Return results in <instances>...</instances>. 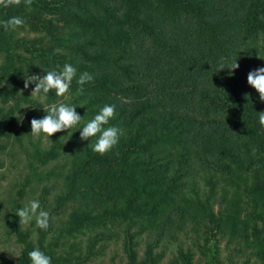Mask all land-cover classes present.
<instances>
[{
	"label": "trees",
	"instance_id": "16d2710c",
	"mask_svg": "<svg viewBox=\"0 0 264 264\" xmlns=\"http://www.w3.org/2000/svg\"><path fill=\"white\" fill-rule=\"evenodd\" d=\"M13 16L24 24L15 31L0 26V81L17 70L16 57L40 75L70 63L77 77L87 71L94 79L79 93L74 78L64 103L78 105L81 126L104 104H115L110 124L123 135L103 155L91 150L94 138L82 141L75 128L54 133L48 148L32 141L29 175L39 180L56 172L41 168L68 148L57 205L70 211L62 224L50 218L47 230L37 228L36 238L12 218L21 250L16 260L0 252V264H30L28 252L37 247L51 264H84L112 242L124 252L122 264H158L159 248L191 226L207 241L226 236L242 246L241 254L249 249L254 260L247 264H264V129L258 124L264 102L247 83L248 72L264 66V0L0 6V21ZM25 31L39 36L27 39ZM235 59L238 69L217 70ZM12 88L0 89L4 103L16 94ZM48 96L58 98L54 91ZM19 105L6 111L0 104V152L21 122ZM38 112L29 111L20 125L29 136ZM15 135L22 142L21 132ZM201 179L208 186L203 192ZM84 233L83 248L74 243L61 252L67 238ZM170 264H191V257L180 250Z\"/></svg>",
	"mask_w": 264,
	"mask_h": 264
},
{
	"label": "rangeland",
	"instance_id": "374dc122",
	"mask_svg": "<svg viewBox=\"0 0 264 264\" xmlns=\"http://www.w3.org/2000/svg\"><path fill=\"white\" fill-rule=\"evenodd\" d=\"M22 35L27 39H32L39 36V33L25 31L22 32ZM14 62L17 70H10L2 76L0 84H4L0 86V89L15 87V90L17 89L16 94H9V99L8 101L6 99L5 103L3 102L4 98L0 96V104L6 111L14 107L15 104H20L16 114L21 117V122L15 131L21 132L23 140L20 142L15 135L16 132H14L6 141V148L0 152V158L3 162L0 168V204L2 205V212L0 213V252L8 258L16 260L21 250V244L17 241L16 235L10 231L9 222L16 217L15 211L18 208L23 207L32 199H39L41 207L50 213V218L56 225L62 224L67 219L70 208L66 206L61 208L57 205V196L63 192L64 177L69 166L68 148L64 149L58 159L41 168L44 171H56L53 175L43 180L36 177L32 178V174L31 177L29 175L31 170L28 167L26 150L31 148L32 141L40 143L44 148H48L51 141L46 136H29L20 128L21 123L26 119V114L32 109H38L37 118H40L41 115H45L42 114L43 108L46 109L53 103H64L65 100L62 97L51 100L48 95L46 97L30 96L34 85L25 88L24 82L27 75H35L33 67L26 65L25 61L19 60L18 57L14 58ZM0 63H2V58ZM12 89L14 90V88ZM22 96H27V98H22ZM199 186L201 192L208 189L203 179L199 181ZM217 192L219 198L220 188ZM216 206L218 208V205ZM22 228L31 231L33 238H36L38 227L35 220L22 224ZM87 236L88 234L84 233L67 238L61 252L69 250L74 243L83 248L86 245ZM208 237L210 238L207 241L204 236L194 233V226L189 227L186 231L180 233L176 240L166 242L162 248H159L163 249L164 255L158 264H170L172 259L179 256L180 250L190 255L191 264H247L254 260V257L249 253V249L245 254H241L239 248L242 246L228 240L226 236L211 237L210 235ZM142 250L143 246L140 248L141 252ZM179 259V262L182 263L184 258ZM124 262L125 256L121 246L112 242L103 254L92 257L84 264H122Z\"/></svg>",
	"mask_w": 264,
	"mask_h": 264
},
{
	"label": "clouds",
	"instance_id": "9594fccd",
	"mask_svg": "<svg viewBox=\"0 0 264 264\" xmlns=\"http://www.w3.org/2000/svg\"><path fill=\"white\" fill-rule=\"evenodd\" d=\"M23 2L30 5L31 0H23ZM20 3L21 0H0V6L5 8ZM23 24L24 20L19 16L0 21V26L5 31H15ZM225 68L229 69L231 73L239 68V64L236 59L230 66L221 62L217 70ZM74 78L80 86L78 92L83 93L84 85L93 81L94 75L84 71L77 77V69L72 64L65 63L62 68L57 66L50 70L43 69V75H27L24 87L28 88L29 85H34L30 96L46 97L50 91H54L57 97H64L69 92ZM247 83L258 93L260 102H264V66L250 70L247 74ZM77 106L68 103H53L46 109L43 108L45 115L30 121V133L34 137L51 138L54 133L65 130L69 132L75 128V131L79 130V138L82 141H88L89 144L90 138H94V142L90 144L93 152L103 155L111 151L123 135V130L120 127L110 124V121L115 118L116 105L104 104L90 119L83 122L82 126V116L76 111ZM258 113V124L261 129H264V111ZM15 214L19 218V223L27 224L35 220L38 228L47 230L49 227L50 213L41 207L39 199H32L23 207L18 208ZM28 258L30 264H51V257L38 247L28 252Z\"/></svg>",
	"mask_w": 264,
	"mask_h": 264
}]
</instances>
